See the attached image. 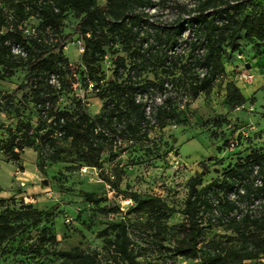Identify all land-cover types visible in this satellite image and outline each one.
<instances>
[{"label":"trees","instance_id":"1","mask_svg":"<svg viewBox=\"0 0 264 264\" xmlns=\"http://www.w3.org/2000/svg\"><path fill=\"white\" fill-rule=\"evenodd\" d=\"M165 2L5 0L6 7L0 8V77L14 73L18 57L24 59L26 76L12 92L0 94V105L8 112L14 108L21 116V106L23 110L31 108L37 120L20 117L15 128L8 126V136L0 137V149L15 160L26 147L39 153L45 147L52 149L53 159L72 160L73 155L78 166L100 170L101 178L119 190L112 179L115 173H103V152L109 151L115 158L119 152L115 147L121 148L122 141L149 138L155 126L186 122L184 107L201 93L212 91L218 82L224 83V59L241 49L244 38L257 50L264 46V0L179 1L170 18L158 19L152 9L166 6ZM6 10L14 14L11 21ZM67 12L78 18L75 29L49 45L45 30H61ZM32 15L40 20V27L27 33L19 25ZM75 34L83 46L75 72L86 86L92 83L103 99L102 109L95 115L81 99L72 109L60 104L73 81L63 48ZM14 43L20 44L24 56L14 51ZM109 55L110 74L104 65ZM225 88L230 109L248 101L235 79L227 80ZM17 92L21 98L15 105ZM235 129L232 125L230 131ZM188 188L182 209L169 205L160 195L131 191L135 203L128 210H145L158 220L171 211H181L183 219L171 227L177 237L170 250L197 259L196 264H246L264 258V150L252 149L207 183H203L202 172L196 173L189 178ZM82 192L91 203L104 200L94 191ZM0 200V245L31 226H39L51 212L33 203L18 206ZM163 224L155 231L166 233L169 227ZM213 225L230 232L206 238V228ZM109 229L114 234H106L103 254L80 246L45 250L57 254L59 264H135L137 253L126 219L109 221L102 231ZM48 242L54 245L57 239L51 228L43 225L35 247Z\"/></svg>","mask_w":264,"mask_h":264},{"label":"rangeland","instance_id":"2","mask_svg":"<svg viewBox=\"0 0 264 264\" xmlns=\"http://www.w3.org/2000/svg\"><path fill=\"white\" fill-rule=\"evenodd\" d=\"M187 0H166V6L152 9L158 19H168L176 11L175 3ZM78 18L67 12L61 30H45L46 40H57L67 32L73 31ZM27 33L37 32L40 20L32 15L20 24ZM186 37L188 32L185 33ZM64 54L69 61L73 81L60 99L62 107L72 109L81 99L88 111L95 115L102 109L100 98L92 83L86 86L76 69L81 61L83 50L79 34L67 40ZM58 50V49H56ZM14 51L25 55L22 47L14 43ZM111 57L106 56L104 65L108 73L113 67ZM12 75L0 77V94L12 92L26 76L24 59L18 57ZM226 73L223 84L219 82L212 91L201 93L191 100L185 108L186 122H171L166 126H155L149 138L124 140L115 158L111 152L102 153L104 174L115 173L112 179L119 184L113 189L107 179L101 178L92 166L72 160L53 159L52 149L43 148L40 153L33 147L21 151L15 160L0 149V198L7 203L20 205L33 203L51 211L39 226H31L26 232L0 245V264H59L57 254L45 250L70 249L80 246L86 250L97 249L104 253L106 234L113 235L112 229L102 231L112 220L125 218L132 247L137 253L135 264H196L197 259L175 255L170 247L176 239V231L171 227L179 223L184 214L171 211L162 220L155 219L147 211L129 212L135 201L129 196L131 191L143 194L160 195L169 205L177 209L185 206L188 195V180L196 173H203V183L219 176L228 166L244 158L252 149L264 150V46L259 50L251 41L243 39L241 49L231 52L224 59ZM1 67V66H0ZM235 79L248 101L230 109L226 104L225 82ZM21 93L14 94L13 102L18 105ZM1 103V102H0ZM23 116L11 107L8 112L0 105V137L8 136V126L15 128L20 117L36 122L37 115L31 108L20 107ZM24 111V112H23ZM220 122V123H219ZM236 125L234 131L231 126ZM65 152L62 153L64 155ZM41 164V165H40ZM87 166L86 171L82 170ZM4 188L5 191H2ZM94 191L104 197L100 204L84 198L82 191ZM264 199V198H262ZM106 205L107 209H102ZM119 206L117 210H110ZM3 204L0 200V209ZM166 233H158L155 228L164 227ZM161 224V225H160ZM43 225L51 228L57 242L38 244V231ZM230 232L221 225L206 228V238L219 237ZM246 264H264V259L247 260Z\"/></svg>","mask_w":264,"mask_h":264},{"label":"built area","instance_id":"3","mask_svg":"<svg viewBox=\"0 0 264 264\" xmlns=\"http://www.w3.org/2000/svg\"><path fill=\"white\" fill-rule=\"evenodd\" d=\"M4 7H6L5 6V0H0V8H4ZM6 12H7V18L11 21L14 18V14L8 10H6ZM19 26L21 27V25H19ZM87 169H88L87 166L82 167V170H84V171H86ZM95 172L98 173V170H96ZM262 259H264V258H262Z\"/></svg>","mask_w":264,"mask_h":264},{"label":"crops","instance_id":"4","mask_svg":"<svg viewBox=\"0 0 264 264\" xmlns=\"http://www.w3.org/2000/svg\"><path fill=\"white\" fill-rule=\"evenodd\" d=\"M2 191H5V190H4V188H3V190H2ZM0 193H2V192H0Z\"/></svg>","mask_w":264,"mask_h":264}]
</instances>
